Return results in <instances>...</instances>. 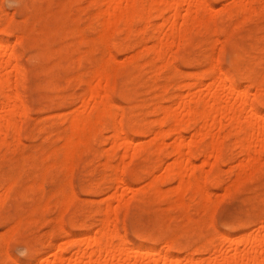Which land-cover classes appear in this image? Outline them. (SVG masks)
Listing matches in <instances>:
<instances>
[{"label": "rangeland", "instance_id": "1", "mask_svg": "<svg viewBox=\"0 0 264 264\" xmlns=\"http://www.w3.org/2000/svg\"><path fill=\"white\" fill-rule=\"evenodd\" d=\"M207 1L213 8H209L213 14L216 12V16L214 14L212 17V27L189 31L183 44L175 48V51L178 50L174 53V62L168 65V62H162L164 67H158L161 63H153L151 51H142L147 50L144 45L150 48L154 44L152 37L160 22L156 17L152 18L153 24L148 26L137 21L130 35L126 32L116 34L110 43L111 51H108V46L99 39L100 22L94 15L98 8L90 0H0V34L16 48L18 62L22 63L20 66L23 77L18 90L26 106V111L23 109L26 113L19 111L22 121L20 122L18 114L16 117L19 135L15 136L11 132L8 142L0 143V199H6V203L0 208V264H32L41 255L47 257L48 261L44 264H52L64 238L98 231L106 202L113 201L117 205L114 198L122 197L128 201L132 198L129 205L119 207L117 221L119 231L129 245L138 247L143 244L161 248L173 239V243L169 242L172 243L171 251L182 260L190 254L207 259L210 254L203 251V244L208 239L212 238L219 243L223 234L246 239L251 232H263L264 158L259 170L250 174L249 178L240 180L241 184H236L237 172L246 157L233 143L234 135L229 133V128L224 129V133L228 135L222 143L220 161L205 187L206 193H210L213 199L208 209L203 202L206 193L203 198L200 194L193 195L195 193L189 192L186 200L189 203L188 210L178 205L175 209L174 201L177 198L174 191L178 186L177 182L149 184L152 172L161 176L165 173L167 162L173 161V157L168 156L170 145L160 154L153 151L154 147H150L132 158V162L130 157L126 162L120 160V151L112 155L109 151L107 156L111 145L106 137L113 134L109 122L98 124L87 142L80 146L72 169H66L61 163L64 136L68 127L66 118L81 105L80 96L87 80L85 76L103 62L109 52L118 59L115 64L118 66L117 72H113L112 76V81L113 77L116 78L113 84L115 90L111 92L113 107L122 115L120 118L125 131L137 143H147L155 136V133L146 131L162 115L157 108L162 105L174 106L183 83L194 85L200 81L199 87H191L193 91L200 89L203 83H210L215 64H220L236 84L248 86L251 96L254 97L252 94L256 93L255 99L264 112V91L258 93L253 83L264 75V7L257 4L256 11L247 15H229L226 8L235 0ZM9 17L10 21L7 20ZM138 30H141L139 34L142 35L136 33ZM129 57L133 58V62L132 58L131 62L128 61ZM217 59L219 63L216 62ZM124 62L126 63L123 64ZM157 67L161 71L157 70L159 74ZM50 69L52 71L48 73ZM115 73L118 78L114 76ZM55 76H58L57 79ZM166 87L168 90H163ZM187 90L185 88L183 93H187ZM53 98L56 101L52 102ZM60 98L64 99L61 101ZM192 130V126L186 128L187 142L191 140ZM166 141L171 143L173 140L168 137ZM203 146L204 142L196 152L197 155ZM202 157L195 158L197 165L201 163L200 160H204ZM111 163L119 165L121 169H116ZM209 168L206 166V169ZM123 176L128 184H118L116 179ZM9 185L11 191H8ZM116 193V197L112 198ZM65 199L70 204L66 205ZM61 217L63 224L60 223ZM60 225L64 227L63 230ZM84 246L86 248L84 244L82 249H85ZM66 248H72L71 244H66ZM21 251H27L28 254L21 256Z\"/></svg>", "mask_w": 264, "mask_h": 264}, {"label": "bare ground", "instance_id": "2", "mask_svg": "<svg viewBox=\"0 0 264 264\" xmlns=\"http://www.w3.org/2000/svg\"><path fill=\"white\" fill-rule=\"evenodd\" d=\"M91 1L92 4H94L95 6H97L96 8H98V11L94 15H96V18L100 22V30L98 32L99 39L101 43L104 42L103 44L105 46H108V49L110 48V43L112 39L115 38L114 36L116 34L126 32L130 35L133 32V28L137 21H142L146 24V26H148L150 24H153V17L160 19V22L157 23L155 28L156 32L152 37L155 40L154 44L152 42L153 45H150V48L149 46L144 45V48L147 50H142L143 52L148 51V53L149 50L151 51L153 63H161L160 65H158V67H164V65H162V62H168L166 63L167 65L172 62L173 58L175 57L174 53L178 50L177 49L175 51V48H178L181 46V44H183V40L187 38L189 31L194 28L210 27L213 15L215 14L214 16H216V12L214 11L213 14V11H211V9L213 8H211L207 0H90V2ZM257 4H259L261 7H264V0H235L232 5L226 8L227 11H225L228 12L229 15H247L256 11ZM10 17L7 20L10 21ZM245 17L247 16H244V18ZM241 21L243 22V20ZM84 23H86V21ZM247 24H249V22ZM0 29H2V26ZM233 29H235V25ZM139 31L141 30H138L136 33L139 34ZM21 37V39H23V36ZM141 48L144 49L143 47ZM51 51L52 50H50V52ZM108 51L111 50L109 49ZM140 55L142 56V54ZM80 56L82 57L83 55ZM107 56L108 57H105L103 62H100L96 67L92 69L91 72H88V74L85 76L87 80L85 81V90L80 96L81 105H79V107H77L72 112L70 111V115L66 118L68 127L65 131L63 157L61 160L62 165L65 166L66 169H72L75 162L76 153L78 152L80 146L82 144L84 145L89 139L90 135L94 133L93 131L97 127V125L106 124L107 122L111 123L113 131V134L110 137H106L109 138V143L111 145L110 149L107 150L105 148L107 150V156L109 155V151H111V155L120 151V160L126 162L127 158L130 157L131 161L132 158L139 155L144 150L149 149L150 147H154L153 151H157L160 154L165 151L168 145L171 146V151H169L168 156L173 157V161L167 162V166L164 171L165 173H162L161 176H156L155 173L152 172L151 175L153 177L149 184H163L167 181L177 182L178 186L174 191V194L177 198L174 201L176 203L175 206L178 205L179 207L185 208V210H188L189 208V203L186 202L187 194L189 192L195 193L193 195L200 194L203 198L206 196L204 198L205 201L203 199L206 209H208L213 202L211 194L208 192L206 193L207 190L205 191V187L206 184H208V179L212 176L214 168L220 161V151L223 145L222 143L226 135H228L224 133V129L229 128V133L234 135L235 141L233 140V143H235V146L239 147L241 153L246 157L243 162L240 159L242 163L239 167V172H237L238 175H236V178L238 177L236 179L238 183L236 184H239L241 182L240 180L244 179L245 177L249 178L250 174H253L256 170H259L261 168V161L264 158V112L255 99V92V94H252L254 95V97L251 96L248 86L244 87L241 84H236V81L232 78V76H230L228 72L224 71L222 67H220V64L219 66L215 64L216 62H218L219 58L213 66L212 81L210 80L211 82L207 84L203 83L204 85L202 84L200 89H198L197 91H193V88L191 87L194 85L195 87H199L200 81L196 82L194 85H190L187 83H183L182 85L180 83V89L182 91L176 96L174 106H163L161 104L162 106L157 108V110H161V117L156 120L153 126L150 125L151 127L149 130L146 129V132H153L155 133V136L152 139L150 138L151 140H149L147 143H137L133 138L131 139L127 131H125L122 118H120L121 114L114 110L111 92L112 90H115L113 87L115 85L113 84H115L116 78L113 77L114 81H112V76L113 72H117L116 70L118 66L116 67L115 64L117 63L116 61L118 59L116 60V58L113 56V53L111 54V52H109ZM48 57L50 56L48 55ZM132 57L126 59L130 61V58ZM63 59H60V61H62ZM36 60L38 61V57ZM126 62H124L123 64H125ZM147 62L149 61L147 60ZM147 62L145 61V64ZM53 63L55 64V62ZM20 64L18 62V54L16 48L10 44L7 38H4L0 34V143L2 144L8 142V136L11 132H13L15 136L19 135L20 129L18 128L19 123H17L16 117L17 114L18 116L20 115V110V112H22L26 109L25 103L22 100L18 90L19 82L23 77ZM158 67L156 68V71L159 70ZM50 71H52V69H50L48 73ZM56 73L58 74V72ZM116 74L117 73H115L114 76H116ZM157 74H159V72ZM76 76L78 75H75V77ZM80 78L83 79V77ZM253 83L255 84V89L258 93H262L264 91V75H262L260 78L255 79ZM204 86L206 87L204 88ZM185 88L188 89L187 93H183V90ZM166 89L167 87L163 90ZM54 99L55 98H53L52 102L56 101ZM118 108L120 109V106ZM52 115L54 116V114H51V116ZM47 116L50 117V115ZM58 116L60 117V115ZM21 121L22 118L20 117V122ZM63 122L61 124H63ZM190 126L193 127L194 132L191 140H188L189 142H187L188 138L185 131L186 128ZM156 127H158V129L155 130ZM37 135L39 134L37 133ZM46 137L48 138V136ZM168 137L172 138L173 141L171 143H167L166 140ZM203 142L204 146L197 155L196 152ZM198 156L204 157V160L202 159L203 157L201 158L203 162L202 160H200V162L202 163H200L201 165H197L195 162V158ZM212 159L214 161H212ZM124 164L126 165L127 163ZM113 166L116 169L119 167V165L114 164ZM206 166L210 168L206 169ZM124 168L127 167L125 166ZM48 169H46V171ZM123 170L124 174L125 169ZM116 180L118 181V184H128L124 176L122 178L119 177ZM10 184H12V182H10ZM10 186L11 185H9L8 188L9 190L7 189L8 191H11ZM155 191L158 190L155 189ZM204 193H206L205 196ZM116 195L117 193L114 194L112 198L114 196L116 197ZM122 198H114L117 200V205H115L113 201L106 202L103 210L104 217L102 219L101 228L98 231H95L92 234H81V236L74 234L70 236L71 238H64V240H62L63 243L59 244V248L55 254L56 259L52 262V264H179L180 262H183L184 264H264V229L261 230L263 232H257L259 231L256 230L257 227L255 228L256 232L249 233L246 239H237L221 233L223 234L222 237H220L222 241L216 243L210 237L211 239L206 240L203 244V251L210 254L207 259L196 258L194 254H190L186 258L184 257V255L183 257L185 259L182 260L181 257H177L171 251V244L174 242L173 239V242L168 240L169 242H172L171 244L169 242H166V245H162L161 248H156L151 245L146 246L143 244L139 245L138 247H132L129 245L125 237L120 233L117 224L119 207L126 204L129 205L130 200H132V198H129V201ZM5 200L6 199H0V208L4 203H6ZM64 201L66 205L70 204L68 200L65 199ZM46 202L49 201L46 200ZM135 204L137 203L135 202ZM176 208L177 206L175 207V209ZM212 208L214 209V207ZM213 213H215V211H213ZM210 216L213 217V215ZM62 222L63 218L60 223L63 224ZM60 227L62 228L61 225ZM259 227L258 229H260ZM63 229L64 227L62 228V230ZM211 236H213V234H211ZM65 239L68 240L66 241ZM66 244H71L72 248H66ZM84 244L86 245V248L84 246L85 249H82V245ZM71 249L75 250L71 251ZM46 261H48L47 257L41 255L37 258L36 262L32 264H44V262Z\"/></svg>", "mask_w": 264, "mask_h": 264}, {"label": "clouds", "instance_id": "3", "mask_svg": "<svg viewBox=\"0 0 264 264\" xmlns=\"http://www.w3.org/2000/svg\"><path fill=\"white\" fill-rule=\"evenodd\" d=\"M27 254H28L27 251H21V252L19 253V255H21V256H26Z\"/></svg>", "mask_w": 264, "mask_h": 264}]
</instances>
